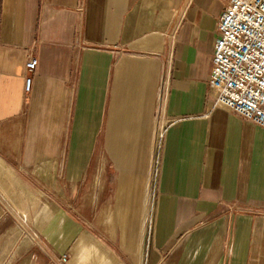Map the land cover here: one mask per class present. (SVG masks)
<instances>
[{
	"label": "crops",
	"instance_id": "0c3cea01",
	"mask_svg": "<svg viewBox=\"0 0 264 264\" xmlns=\"http://www.w3.org/2000/svg\"><path fill=\"white\" fill-rule=\"evenodd\" d=\"M227 3L0 0V264H264V128L209 84Z\"/></svg>",
	"mask_w": 264,
	"mask_h": 264
},
{
	"label": "built area",
	"instance_id": "2783aa9c",
	"mask_svg": "<svg viewBox=\"0 0 264 264\" xmlns=\"http://www.w3.org/2000/svg\"><path fill=\"white\" fill-rule=\"evenodd\" d=\"M218 32L209 82L216 104L230 108L244 120L264 128V0H228L219 19ZM37 65L36 56H30L26 61L27 91L32 83L30 73ZM169 70V66L164 67L157 95V121L148 170V214L144 221V230L148 234L153 227V206L149 199L152 201L153 196L155 200L157 197L166 132L174 121L166 115ZM26 234L38 241L39 237L30 228ZM69 260L70 257L64 254L54 259V263L68 264Z\"/></svg>",
	"mask_w": 264,
	"mask_h": 264
},
{
	"label": "rangeland",
	"instance_id": "374dc122",
	"mask_svg": "<svg viewBox=\"0 0 264 264\" xmlns=\"http://www.w3.org/2000/svg\"><path fill=\"white\" fill-rule=\"evenodd\" d=\"M95 198H97V197L95 196ZM156 198H157V197H156ZM149 202H150V203L152 202L153 211H154V205H155V202H156V200L154 199V196H153V198H152V201H150V199H149ZM152 215H153V213H152ZM18 218H19V220L22 222V223H21V227L23 228V230H27V229H28V226H27V224L24 222L22 216L19 215Z\"/></svg>",
	"mask_w": 264,
	"mask_h": 264
},
{
	"label": "bare ground",
	"instance_id": "6f19581e",
	"mask_svg": "<svg viewBox=\"0 0 264 264\" xmlns=\"http://www.w3.org/2000/svg\"><path fill=\"white\" fill-rule=\"evenodd\" d=\"M148 202V201H147ZM147 214H148V209H146V216H147ZM146 218V217H145Z\"/></svg>",
	"mask_w": 264,
	"mask_h": 264
}]
</instances>
